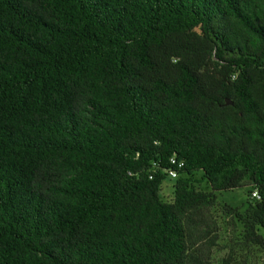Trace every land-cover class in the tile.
<instances>
[{"label": "trees", "instance_id": "obj_1", "mask_svg": "<svg viewBox=\"0 0 264 264\" xmlns=\"http://www.w3.org/2000/svg\"><path fill=\"white\" fill-rule=\"evenodd\" d=\"M262 227L264 0H0V264H249Z\"/></svg>", "mask_w": 264, "mask_h": 264}, {"label": "rangeland", "instance_id": "obj_2", "mask_svg": "<svg viewBox=\"0 0 264 264\" xmlns=\"http://www.w3.org/2000/svg\"><path fill=\"white\" fill-rule=\"evenodd\" d=\"M201 173L196 174V178H200ZM169 176L162 184V197L167 200L171 201L173 199V180H171ZM197 188L209 191L211 188L209 185L203 181L197 184ZM218 195V204L216 207L212 208L211 214L213 218L218 222L220 226V239H222L221 243H228L242 239V234L239 236L240 233L243 231V224L240 219L236 217V229L233 224V219L230 218V214L224 211V207L226 205H232L233 207H237L240 209L242 213H246L247 208L253 202L252 199L247 195V188L240 187L233 190H225V191H216ZM260 232L264 234V228L262 227ZM227 247H218L215 250V258L216 261H220L222 257H224L227 253ZM255 250V253L252 251L247 252L250 255V263L249 264H264V260L260 257L259 252ZM239 251V249H238ZM243 252V250H241ZM246 254V253H245ZM245 256V255H244Z\"/></svg>", "mask_w": 264, "mask_h": 264}, {"label": "built area", "instance_id": "obj_3", "mask_svg": "<svg viewBox=\"0 0 264 264\" xmlns=\"http://www.w3.org/2000/svg\"><path fill=\"white\" fill-rule=\"evenodd\" d=\"M171 161H172V162H175V159L172 158ZM182 165H183V163H181L179 166L181 167ZM166 172L168 173V176H169L170 178H172V179L177 178L178 175H179V171L176 170V169H173V168L167 169ZM253 196L259 198V194H258V191H257V190H255V191L253 192Z\"/></svg>", "mask_w": 264, "mask_h": 264}, {"label": "water", "instance_id": "obj_4", "mask_svg": "<svg viewBox=\"0 0 264 264\" xmlns=\"http://www.w3.org/2000/svg\"><path fill=\"white\" fill-rule=\"evenodd\" d=\"M232 103H233V102H232L231 99H229V98L226 99V104H232Z\"/></svg>", "mask_w": 264, "mask_h": 264}]
</instances>
